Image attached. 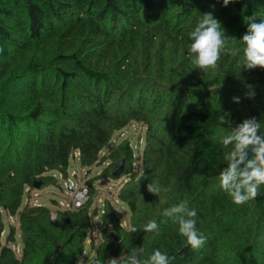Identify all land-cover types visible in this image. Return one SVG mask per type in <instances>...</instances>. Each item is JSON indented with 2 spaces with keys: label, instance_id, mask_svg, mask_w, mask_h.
Wrapping results in <instances>:
<instances>
[{
  "label": "trees",
  "instance_id": "1",
  "mask_svg": "<svg viewBox=\"0 0 264 264\" xmlns=\"http://www.w3.org/2000/svg\"><path fill=\"white\" fill-rule=\"evenodd\" d=\"M206 13L232 30L230 46L242 47L246 18L264 21V0L227 6L223 0H0V211L18 214L23 242L20 259L0 243V264H75L84 255L94 188L85 206L60 210L56 220L43 205L20 210L25 189L54 184L50 172L67 177L75 153L82 167L99 163L114 134L133 121L148 127L145 178L137 182L131 174L119 197L141 230L117 227V243L105 227L94 258L123 264L142 248L144 258L155 249L175 256L173 264H264V186L243 205L222 191L220 139L228 129L217 119L229 114L219 98L227 92L264 124V69L240 70L236 58L224 55L217 76L182 90L195 108L177 93L178 78L193 77L189 33ZM173 48L185 52L169 68L163 55ZM248 85L254 98H245ZM106 159L110 170L122 161L131 165L129 142ZM152 181L166 189L160 197L148 193ZM183 199L206 237L199 250L186 246L178 225L163 215ZM110 214L109 208L105 221ZM153 219L158 232H143Z\"/></svg>",
  "mask_w": 264,
  "mask_h": 264
},
{
  "label": "clouds",
  "instance_id": "2",
  "mask_svg": "<svg viewBox=\"0 0 264 264\" xmlns=\"http://www.w3.org/2000/svg\"><path fill=\"white\" fill-rule=\"evenodd\" d=\"M230 2L234 0H223V5L227 6ZM246 19L247 31L239 39L242 47H236L230 46V39L234 37L226 35L221 22L211 13L204 14L189 33L191 42L187 46V53L193 68L204 72L214 70L222 56L227 55L236 58L240 70L264 69V21L254 22L255 14ZM247 89L245 98H254L252 86L248 85ZM232 99L235 103L240 102L238 96ZM217 119L220 125H227L228 129L227 134L220 139L226 151L223 152L225 166L218 176L219 186L234 204L243 205L256 199L261 194V186H264V124L251 117L233 126L227 113ZM142 178H145L144 171L137 176V182ZM146 188L148 193L158 197L162 191H166L153 181ZM163 215L178 225V233L186 239V246L193 250L204 246L206 237L197 228V211L189 206L187 199L164 209ZM127 227L131 233L141 230L131 223ZM158 230L159 225L154 219L148 221L142 229L149 233ZM142 253V248L133 249L123 258V264H173L176 259L160 249H155L147 258ZM89 264H104V261L94 258ZM107 264H121V261L120 258H110Z\"/></svg>",
  "mask_w": 264,
  "mask_h": 264
},
{
  "label": "rangeland",
  "instance_id": "3",
  "mask_svg": "<svg viewBox=\"0 0 264 264\" xmlns=\"http://www.w3.org/2000/svg\"><path fill=\"white\" fill-rule=\"evenodd\" d=\"M225 32L227 36L233 37L232 30L225 29ZM229 43L234 45V38H231ZM158 47L159 45L157 48ZM184 52L182 48L177 52L174 51V48L167 50L163 57L168 62V67H176L178 65L177 60L183 57ZM193 67L192 65L191 74L194 78L190 77L186 79L181 76L178 78L176 86L178 88L177 93L182 97L181 102L195 108L197 106L195 100L192 96H188V93H181L182 90H186L194 81L196 83L194 79L217 76L218 67L214 70L210 69L207 72L200 71ZM218 76L221 77L219 74ZM195 86H199L198 88L205 90H217V92H219L220 89L226 92L225 89H222L223 87L215 88L207 86V84H198V86L195 84ZM219 98L226 103L225 107L232 117L233 126L246 118H250L247 109L236 106L227 92L224 96L222 95ZM147 131L148 127L146 124L133 121L114 134L109 145L101 151L99 163L91 167H82L79 153H75L70 161L67 177H63V175L58 172H50L48 174L56 179L54 184L41 185L39 188L26 187L20 210H22L25 205H43L50 208L53 212L68 210L66 204L70 203L78 188L87 187L90 194L91 187L94 188V196L89 207L90 227L84 245L85 252L82 257L77 259L75 264H89V261L95 257L96 250L103 241V231L105 227L106 230L113 235L117 243L120 242L118 241L119 235L117 233V227L129 231L127 226L129 223H132V212L129 205L122 201L119 195L126 182H128L129 176H131V174H136L138 176L140 172L143 171L142 158L147 145ZM125 141L129 142V146L132 149V164L129 165L125 162L123 173L119 177H114L113 172L117 168L110 170L108 166L111 160L106 158ZM109 208L110 210L112 209L113 215L110 214L105 221L104 215H109ZM0 212L2 224L0 243L3 246L10 247L16 258L20 259L23 252V242L21 239L19 216L18 214L12 215L3 209H1ZM121 224L123 226H121ZM11 238L13 239L11 240Z\"/></svg>",
  "mask_w": 264,
  "mask_h": 264
},
{
  "label": "built area",
  "instance_id": "4",
  "mask_svg": "<svg viewBox=\"0 0 264 264\" xmlns=\"http://www.w3.org/2000/svg\"><path fill=\"white\" fill-rule=\"evenodd\" d=\"M89 200H90L89 189L87 187H80L76 190L70 203L66 204V207L68 210H77L85 206L89 202ZM50 216L52 220H54V218L56 220L57 212L51 211Z\"/></svg>",
  "mask_w": 264,
  "mask_h": 264
},
{
  "label": "water",
  "instance_id": "5",
  "mask_svg": "<svg viewBox=\"0 0 264 264\" xmlns=\"http://www.w3.org/2000/svg\"><path fill=\"white\" fill-rule=\"evenodd\" d=\"M249 155H251V153H249ZM124 164H125V161H122L121 164L119 165V167L113 172V176L114 177H119L122 173H123V170H124ZM34 186L36 188H39L41 186V182H36L34 184ZM2 232V224H1V216H0V233Z\"/></svg>",
  "mask_w": 264,
  "mask_h": 264
}]
</instances>
